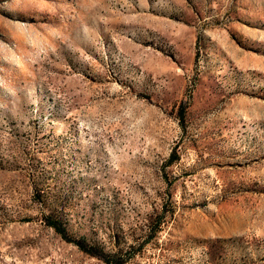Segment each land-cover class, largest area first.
Here are the masks:
<instances>
[{"label":"rangeland","instance_id":"obj_1","mask_svg":"<svg viewBox=\"0 0 264 264\" xmlns=\"http://www.w3.org/2000/svg\"><path fill=\"white\" fill-rule=\"evenodd\" d=\"M108 254L264 264V0H0V264Z\"/></svg>","mask_w":264,"mask_h":264},{"label":"trees","instance_id":"obj_2","mask_svg":"<svg viewBox=\"0 0 264 264\" xmlns=\"http://www.w3.org/2000/svg\"><path fill=\"white\" fill-rule=\"evenodd\" d=\"M47 221H48L49 225L52 226L57 232H59L64 239H66L68 241H73L72 238H70L68 236L65 227L62 225V223L58 219L49 217ZM74 241H76V243H78L80 245V247H82V249L89 251V250H87L84 243H82L78 240H74ZM111 256H115V255L114 254H112V255L108 254V256H106L104 258L107 264H112ZM114 264H119V263L115 262Z\"/></svg>","mask_w":264,"mask_h":264}]
</instances>
